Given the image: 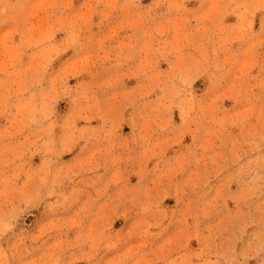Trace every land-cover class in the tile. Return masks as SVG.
<instances>
[{"label": "rangeland", "instance_id": "1", "mask_svg": "<svg viewBox=\"0 0 264 264\" xmlns=\"http://www.w3.org/2000/svg\"><path fill=\"white\" fill-rule=\"evenodd\" d=\"M0 264H264V0H0Z\"/></svg>", "mask_w": 264, "mask_h": 264}]
</instances>
